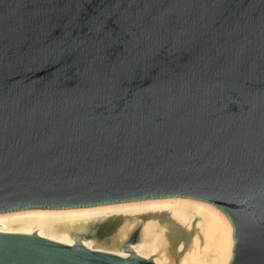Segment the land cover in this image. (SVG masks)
<instances>
[{
  "label": "water",
  "instance_id": "water-1",
  "mask_svg": "<svg viewBox=\"0 0 264 264\" xmlns=\"http://www.w3.org/2000/svg\"><path fill=\"white\" fill-rule=\"evenodd\" d=\"M170 196L264 264V0H0V213ZM0 264L155 263L0 232Z\"/></svg>",
  "mask_w": 264,
  "mask_h": 264
},
{
  "label": "bare ground",
  "instance_id": "bare-ground-1",
  "mask_svg": "<svg viewBox=\"0 0 264 264\" xmlns=\"http://www.w3.org/2000/svg\"><path fill=\"white\" fill-rule=\"evenodd\" d=\"M160 213L170 221L162 226L163 233L171 228L190 233L188 245L183 242L175 251L153 225L141 223L143 217ZM112 218H120L123 224L111 239L100 244L96 235L88 236L94 233V226ZM0 232L35 234L70 246L137 256L155 264H230L236 240L220 208L207 200L181 196L1 212Z\"/></svg>",
  "mask_w": 264,
  "mask_h": 264
},
{
  "label": "flooded vegetation",
  "instance_id": "flooded-vegetation-1",
  "mask_svg": "<svg viewBox=\"0 0 264 264\" xmlns=\"http://www.w3.org/2000/svg\"><path fill=\"white\" fill-rule=\"evenodd\" d=\"M168 217L166 215H164L163 213L160 214H149L146 217H143V219H141V223L143 225H149L156 228V230L163 235V239L166 240L167 242H169L170 246L174 249L175 251L179 248V246L181 245V243H185L186 245L189 244V241L192 238V235L190 233H185L181 230H179L178 228H171L170 230L167 231V233H163L162 231V226L164 224L168 223ZM170 222V221H169ZM123 224V220H120V218H112L109 219L108 221L100 224V226L102 225L101 229L103 230L104 228L106 229H113L118 227V229L121 227V225ZM165 226H169V225H165ZM117 229V230H118ZM180 256V255H179Z\"/></svg>",
  "mask_w": 264,
  "mask_h": 264
},
{
  "label": "rangeland",
  "instance_id": "rangeland-1",
  "mask_svg": "<svg viewBox=\"0 0 264 264\" xmlns=\"http://www.w3.org/2000/svg\"><path fill=\"white\" fill-rule=\"evenodd\" d=\"M118 227L116 228H111V229H106L104 228L103 230H101V233L99 236H97L96 238L100 240V244L104 243L106 240L111 239L112 236L115 235V232L117 231ZM102 236V237H101Z\"/></svg>",
  "mask_w": 264,
  "mask_h": 264
}]
</instances>
